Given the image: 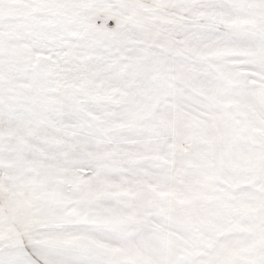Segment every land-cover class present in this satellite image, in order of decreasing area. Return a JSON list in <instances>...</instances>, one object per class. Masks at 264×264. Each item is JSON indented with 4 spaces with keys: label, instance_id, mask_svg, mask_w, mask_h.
Returning <instances> with one entry per match:
<instances>
[{
    "label": "snow or ice",
    "instance_id": "1",
    "mask_svg": "<svg viewBox=\"0 0 264 264\" xmlns=\"http://www.w3.org/2000/svg\"><path fill=\"white\" fill-rule=\"evenodd\" d=\"M0 264H264V0H0Z\"/></svg>",
    "mask_w": 264,
    "mask_h": 264
}]
</instances>
